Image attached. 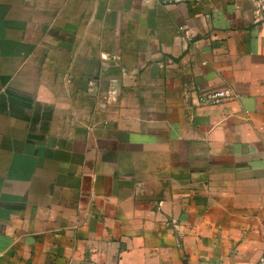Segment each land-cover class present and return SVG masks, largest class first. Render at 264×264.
I'll return each instance as SVG.
<instances>
[{
	"label": "crops",
	"instance_id": "obj_1",
	"mask_svg": "<svg viewBox=\"0 0 264 264\" xmlns=\"http://www.w3.org/2000/svg\"><path fill=\"white\" fill-rule=\"evenodd\" d=\"M263 249L264 0H0V264Z\"/></svg>",
	"mask_w": 264,
	"mask_h": 264
},
{
	"label": "built area",
	"instance_id": "obj_2",
	"mask_svg": "<svg viewBox=\"0 0 264 264\" xmlns=\"http://www.w3.org/2000/svg\"><path fill=\"white\" fill-rule=\"evenodd\" d=\"M158 6H174L184 3L186 0H150ZM232 98V94L227 89H219L208 92H203L198 95V103L201 105L215 106L222 104L224 101ZM256 264H264V249L257 260Z\"/></svg>",
	"mask_w": 264,
	"mask_h": 264
}]
</instances>
